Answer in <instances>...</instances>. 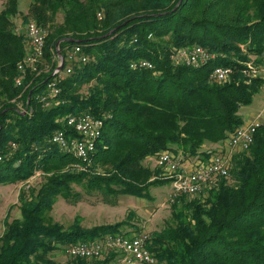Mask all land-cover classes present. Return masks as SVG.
<instances>
[{"label":"trees","instance_id":"1","mask_svg":"<svg viewBox=\"0 0 264 264\" xmlns=\"http://www.w3.org/2000/svg\"><path fill=\"white\" fill-rule=\"evenodd\" d=\"M19 12V0H7L0 12V185L24 183L39 171L44 179L20 194L21 218L6 222L0 264H61V247L121 233L127 221L65 229L53 208L60 197L99 196L111 206L122 195L150 199L152 187L170 180L147 161L163 152L208 161L215 153L206 145L225 144L245 125L241 109L264 88L263 77L243 76L251 56L264 57V0H32L23 20L48 34L41 63L23 75L18 64L29 39L14 30ZM78 46L85 63L69 60ZM194 46L211 54L208 64L175 62L178 50ZM59 53L62 73L54 75ZM142 59L153 69L131 67ZM215 66L231 68L226 82L211 78ZM52 81L60 93L46 106ZM83 113L104 120L86 167L51 143L64 117ZM203 194L176 199L171 223L150 238L158 264H264V123L250 149L231 158L229 176ZM89 262L108 263L67 264Z\"/></svg>","mask_w":264,"mask_h":264},{"label":"built area","instance_id":"2","mask_svg":"<svg viewBox=\"0 0 264 264\" xmlns=\"http://www.w3.org/2000/svg\"><path fill=\"white\" fill-rule=\"evenodd\" d=\"M23 32L30 41L31 50L26 60L18 64V70L25 74L26 68L36 70V65L43 59L47 39V31L35 22H28ZM82 48L76 47L69 53V60L87 62V57L81 55ZM213 57L201 46L180 49L174 55L177 64L200 67L208 64ZM60 60V58H59ZM59 67L53 74H60ZM134 69H153L154 65L147 60H139L131 65ZM66 74L72 73L67 67ZM232 74L230 67L215 66L211 78L217 83L226 82ZM16 85L22 86L23 76L16 78ZM49 96L43 98L46 106L50 105L48 98L53 99L59 93L57 81L48 85ZM264 112L258 113L249 124L238 128L230 135L224 146L227 149L247 151L254 142L255 134L263 125ZM61 122L64 129L57 131L51 138V143L57 145L62 151L72 154L83 167L94 162L97 143L102 137L104 120L90 113L79 115L70 114ZM16 149V144H12ZM3 158L0 157V161ZM173 153L163 152L156 157V166L162 170L163 175L170 180L172 186V201L180 196L195 197L214 187L219 178L228 177L231 157L227 152H217L208 161L194 160L192 169H188V160H179ZM185 162V163H183ZM150 236L147 234H110L102 239L86 242H77L64 248L65 255L70 259H84L88 261H108L107 264H158L155 255L149 250Z\"/></svg>","mask_w":264,"mask_h":264},{"label":"rangeland","instance_id":"3","mask_svg":"<svg viewBox=\"0 0 264 264\" xmlns=\"http://www.w3.org/2000/svg\"><path fill=\"white\" fill-rule=\"evenodd\" d=\"M31 1L32 0H19L20 12L13 18L14 30L18 34L24 33L23 27L26 23L23 20V17L27 15ZM5 2L7 3V0H5ZM102 18L103 13L98 14V19L102 20ZM56 20L57 22L63 21L62 16L59 15ZM28 22L36 23V21L32 19ZM44 29L47 31L46 28ZM27 43L30 51V41ZM250 59L251 61L246 63L248 69L244 70L243 76L251 78L261 76L264 78V57L257 59L256 56H251ZM45 67L47 72L50 69V66L46 64ZM261 112H264V88H262V90L254 96L253 103L250 106H246L241 109V115L245 121H249L252 117ZM209 149L214 151L213 153L215 154L221 151L227 152L231 158L235 154L239 153V151L235 149L225 148L224 143L215 146L206 145L204 148V150ZM181 159L182 158L179 160ZM145 164L152 169H156V158L147 161ZM82 170L83 169H80V171ZM159 175L160 178L169 181V179L163 175L162 171H160ZM43 179L44 176L39 171L36 175L24 183L0 185V237L4 233L7 221H12L15 218H21L19 196L22 191L25 189L28 190L31 188H38L43 182ZM75 188L78 191H82V189L77 186H75ZM149 193L150 199L139 198L131 195H122L116 206L103 203L101 197L99 196L90 197L88 195H84L82 201L80 202H70L60 197L53 208L52 217L56 222L62 224L65 229H70L77 222L83 230H90L96 226L114 225L127 221L128 223H125L124 226L121 227V233L118 234H124L127 236H131L133 234H147L150 238H152L155 232L163 230L171 223L174 201H172L171 198L172 186L170 181L165 185L152 187L149 190ZM205 195L206 194H203L201 197H192L188 201L202 199ZM66 246L61 247L60 251H58L55 255L57 262L61 264H67L70 259H68L64 253V248ZM89 263L96 264L97 262Z\"/></svg>","mask_w":264,"mask_h":264},{"label":"crops","instance_id":"4","mask_svg":"<svg viewBox=\"0 0 264 264\" xmlns=\"http://www.w3.org/2000/svg\"><path fill=\"white\" fill-rule=\"evenodd\" d=\"M5 0H0V12H2L4 9H5ZM256 118V115L254 117H252L249 121H245V124H249L251 123L254 119ZM194 160H197V159H191V160H188L187 161V165H188V169L191 170L193 165L194 164Z\"/></svg>","mask_w":264,"mask_h":264},{"label":"water","instance_id":"5","mask_svg":"<svg viewBox=\"0 0 264 264\" xmlns=\"http://www.w3.org/2000/svg\"><path fill=\"white\" fill-rule=\"evenodd\" d=\"M59 58H60V60H61V66H60V69H62V67H63V58H62V56L60 55V53H59Z\"/></svg>","mask_w":264,"mask_h":264},{"label":"bare ground","instance_id":"6","mask_svg":"<svg viewBox=\"0 0 264 264\" xmlns=\"http://www.w3.org/2000/svg\"><path fill=\"white\" fill-rule=\"evenodd\" d=\"M61 70V69H60Z\"/></svg>","mask_w":264,"mask_h":264}]
</instances>
